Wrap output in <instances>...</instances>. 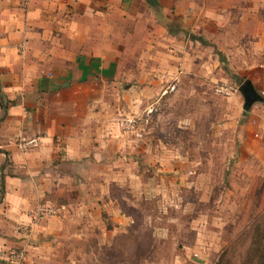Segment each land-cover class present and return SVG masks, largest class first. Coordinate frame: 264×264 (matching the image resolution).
<instances>
[{
	"label": "crops",
	"instance_id": "0c3cea01",
	"mask_svg": "<svg viewBox=\"0 0 264 264\" xmlns=\"http://www.w3.org/2000/svg\"><path fill=\"white\" fill-rule=\"evenodd\" d=\"M212 39L218 46L223 42L218 52L226 72L238 76L240 85L248 80L255 91L256 100L243 102L238 114V135L246 165L259 171L264 168V0H0L1 261L14 243L24 242L31 210L41 201L50 206L67 199V192L83 193L80 184L102 169L87 147L101 116L80 107L88 102L82 91L95 78L117 73L125 55L127 100H140V88L175 87L170 73L188 71L193 77L215 65L212 55L202 63L199 58L211 48L200 43ZM96 137L103 142L101 133ZM30 138L36 144L21 149L19 141ZM110 175L116 180L114 171Z\"/></svg>",
	"mask_w": 264,
	"mask_h": 264
},
{
	"label": "rangeland",
	"instance_id": "374dc122",
	"mask_svg": "<svg viewBox=\"0 0 264 264\" xmlns=\"http://www.w3.org/2000/svg\"><path fill=\"white\" fill-rule=\"evenodd\" d=\"M213 39L200 43L211 48L199 58L212 55L215 65L193 77L170 73L175 87L140 88V100H127L125 55L117 73L82 91L88 102L80 107L101 116L87 147L102 169L80 184L83 193L31 210L24 242L0 264H13L7 257L17 246L28 264H215L225 249L240 262L264 216V168L248 167L240 151V81L225 70L222 40ZM222 85L234 89L219 92ZM127 117L137 125L121 126Z\"/></svg>",
	"mask_w": 264,
	"mask_h": 264
},
{
	"label": "trees",
	"instance_id": "16d2710c",
	"mask_svg": "<svg viewBox=\"0 0 264 264\" xmlns=\"http://www.w3.org/2000/svg\"><path fill=\"white\" fill-rule=\"evenodd\" d=\"M251 240L243 257L236 264H264V216L252 227ZM215 264H234L225 249Z\"/></svg>",
	"mask_w": 264,
	"mask_h": 264
},
{
	"label": "built area",
	"instance_id": "2783aa9c",
	"mask_svg": "<svg viewBox=\"0 0 264 264\" xmlns=\"http://www.w3.org/2000/svg\"><path fill=\"white\" fill-rule=\"evenodd\" d=\"M233 87L222 85L217 88L219 92H223L225 94H229L233 91ZM149 112V111H148ZM137 120H139L137 117H127L120 120L121 126L123 124H127L129 127H135L137 125ZM19 146L21 149L26 150L31 146H34L36 144V141L34 138L30 139H21L19 141ZM7 260L10 261L13 264H28L27 263V255L21 248H13L9 253Z\"/></svg>",
	"mask_w": 264,
	"mask_h": 264
},
{
	"label": "water",
	"instance_id": "95a60500",
	"mask_svg": "<svg viewBox=\"0 0 264 264\" xmlns=\"http://www.w3.org/2000/svg\"><path fill=\"white\" fill-rule=\"evenodd\" d=\"M150 3L153 2V0H149ZM239 90L242 92L244 96V105L249 106L252 102L256 100V94L253 88L251 87L248 80H245L241 83ZM6 161V159H5ZM2 175V170H1ZM2 181V180H1ZM2 191H3V181H2Z\"/></svg>",
	"mask_w": 264,
	"mask_h": 264
}]
</instances>
